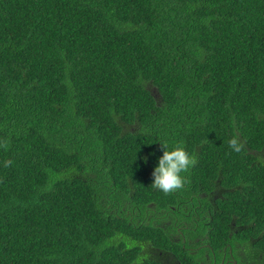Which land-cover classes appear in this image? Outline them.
<instances>
[{"label":"trees","instance_id":"trees-1","mask_svg":"<svg viewBox=\"0 0 264 264\" xmlns=\"http://www.w3.org/2000/svg\"><path fill=\"white\" fill-rule=\"evenodd\" d=\"M176 228L264 257V0H0V264H189Z\"/></svg>","mask_w":264,"mask_h":264},{"label":"clouds","instance_id":"clouds-1","mask_svg":"<svg viewBox=\"0 0 264 264\" xmlns=\"http://www.w3.org/2000/svg\"><path fill=\"white\" fill-rule=\"evenodd\" d=\"M159 144L162 149V155L157 158L156 166L151 173V186L163 193H169L183 186L185 178L182 174L185 173L195 161L184 147L176 146L170 148L169 142L164 139H162ZM233 147H235L234 143ZM236 150L238 151L239 149L236 148ZM145 163H147V158H145Z\"/></svg>","mask_w":264,"mask_h":264},{"label":"flooded vegetation","instance_id":"flooded-vegetation-1","mask_svg":"<svg viewBox=\"0 0 264 264\" xmlns=\"http://www.w3.org/2000/svg\"><path fill=\"white\" fill-rule=\"evenodd\" d=\"M235 232V231H234ZM195 232L188 231L187 229L176 228V234H172L171 238L175 241H182L188 244V252L194 255V261L189 264H264V257L259 250H254L253 247H246L240 244H234L228 242L221 253L220 249L214 252L212 248L208 249L204 260L199 257L202 248L206 247L198 237L195 238V242H191V236ZM194 237V236H193ZM200 241V245L196 246ZM251 249L255 252L256 257L249 256L246 250ZM173 258L171 255H168ZM174 259V258H173ZM175 264H179L174 261Z\"/></svg>","mask_w":264,"mask_h":264}]
</instances>
